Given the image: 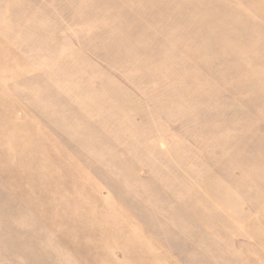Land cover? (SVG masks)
<instances>
[{
  "label": "rangeland",
  "instance_id": "374dc122",
  "mask_svg": "<svg viewBox=\"0 0 264 264\" xmlns=\"http://www.w3.org/2000/svg\"><path fill=\"white\" fill-rule=\"evenodd\" d=\"M0 264H264V0H0Z\"/></svg>",
  "mask_w": 264,
  "mask_h": 264
}]
</instances>
